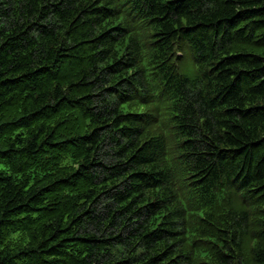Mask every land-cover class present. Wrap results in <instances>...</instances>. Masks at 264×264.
Returning <instances> with one entry per match:
<instances>
[{
  "label": "trees",
  "instance_id": "obj_1",
  "mask_svg": "<svg viewBox=\"0 0 264 264\" xmlns=\"http://www.w3.org/2000/svg\"><path fill=\"white\" fill-rule=\"evenodd\" d=\"M0 264H264V0H0Z\"/></svg>",
  "mask_w": 264,
  "mask_h": 264
},
{
  "label": "rangeland",
  "instance_id": "obj_2",
  "mask_svg": "<svg viewBox=\"0 0 264 264\" xmlns=\"http://www.w3.org/2000/svg\"><path fill=\"white\" fill-rule=\"evenodd\" d=\"M184 66V65H183ZM190 68V67H189Z\"/></svg>",
  "mask_w": 264,
  "mask_h": 264
}]
</instances>
